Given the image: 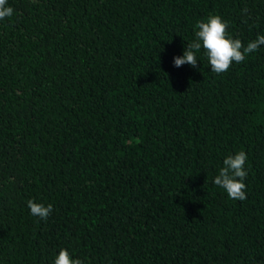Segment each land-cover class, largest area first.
Segmentation results:
<instances>
[{"label":"trees","instance_id":"16d2710c","mask_svg":"<svg viewBox=\"0 0 264 264\" xmlns=\"http://www.w3.org/2000/svg\"><path fill=\"white\" fill-rule=\"evenodd\" d=\"M6 6L0 264H264V45L220 74L203 49L173 65L212 14L245 46L264 35V0ZM239 151L244 201L213 182Z\"/></svg>","mask_w":264,"mask_h":264},{"label":"clouds","instance_id":"9594fccd","mask_svg":"<svg viewBox=\"0 0 264 264\" xmlns=\"http://www.w3.org/2000/svg\"><path fill=\"white\" fill-rule=\"evenodd\" d=\"M7 0H0V20L11 17L14 9L8 7ZM247 12V9L244 10ZM195 38L188 43L182 56L173 58L174 67L188 64L195 68L197 66V54L203 49L207 57L211 71L217 74L227 72L232 63H242L246 56L256 52L264 45V35H258L255 40L245 46L239 38H232L228 32V22L218 14H212L206 20L196 23ZM248 157L244 151L235 155H228L223 160V166L214 178V184L222 188L230 199L244 201L246 196V184L244 180L248 176L245 163ZM31 215L46 220L53 211V206L27 201ZM54 264H83L80 259H73L67 249H61L55 258Z\"/></svg>","mask_w":264,"mask_h":264}]
</instances>
